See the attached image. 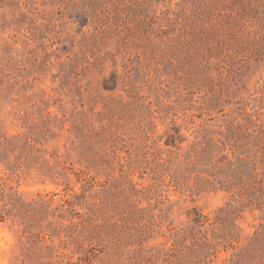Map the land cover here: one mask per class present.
<instances>
[{
  "label": "rangeland",
  "instance_id": "obj_1",
  "mask_svg": "<svg viewBox=\"0 0 264 264\" xmlns=\"http://www.w3.org/2000/svg\"><path fill=\"white\" fill-rule=\"evenodd\" d=\"M16 135L0 264H231L264 225L222 183L264 146V0H0V139Z\"/></svg>",
  "mask_w": 264,
  "mask_h": 264
},
{
  "label": "trees",
  "instance_id": "obj_2",
  "mask_svg": "<svg viewBox=\"0 0 264 264\" xmlns=\"http://www.w3.org/2000/svg\"><path fill=\"white\" fill-rule=\"evenodd\" d=\"M22 138V135L13 137L4 136L0 139V151L2 152L8 146H12V152L15 153L16 149H21L22 147ZM39 151L40 149L37 148L35 152ZM23 154L24 152L20 150V155L16 156L17 162L12 166V169H15ZM32 156L35 159H39V155H34V151L30 152L25 159L27 160ZM234 157L236 160L230 159L226 164L228 172L224 174L223 185H227V189L237 195L239 199L247 200L249 203H255L259 207L264 208V146L258 148L252 156L248 153L245 155L242 153L234 155ZM0 191L3 195L0 201L5 200V205L12 204L15 206L18 203V193L12 187L7 188L6 186H2L0 182ZM229 206L233 207V204H229L226 210H222L223 240L221 241L231 244L238 239V232L237 225L231 222V216L234 211ZM13 209L14 207L5 210V213L9 214ZM202 219V214L194 218L196 223L200 225L203 224ZM206 257H208V254ZM231 261V264H264V225L255 232L250 241L242 249L232 254ZM206 263L202 261L200 264Z\"/></svg>",
  "mask_w": 264,
  "mask_h": 264
}]
</instances>
